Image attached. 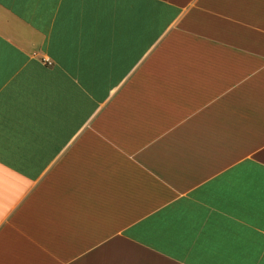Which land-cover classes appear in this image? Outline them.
Returning a JSON list of instances; mask_svg holds the SVG:
<instances>
[{
  "label": "crops",
  "instance_id": "obj_1",
  "mask_svg": "<svg viewBox=\"0 0 264 264\" xmlns=\"http://www.w3.org/2000/svg\"><path fill=\"white\" fill-rule=\"evenodd\" d=\"M0 264H264V0H0Z\"/></svg>",
  "mask_w": 264,
  "mask_h": 264
}]
</instances>
